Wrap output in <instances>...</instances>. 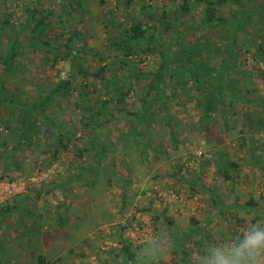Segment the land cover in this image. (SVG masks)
Wrapping results in <instances>:
<instances>
[{"label": "rangeland", "instance_id": "1", "mask_svg": "<svg viewBox=\"0 0 264 264\" xmlns=\"http://www.w3.org/2000/svg\"><path fill=\"white\" fill-rule=\"evenodd\" d=\"M258 1L250 0L247 5L254 7ZM180 4V0H133L126 7V0H104L102 4L100 0H0V55L6 57L14 38L20 44L18 54L8 60L15 76L6 87L20 99L50 95L54 103L48 110L54 123L75 130L69 150L56 162L50 164L43 154L44 139L32 140V148L16 157L19 169L11 175L22 190L2 202L1 207L11 209L0 214V264H40V255L42 264H154L155 252H159L156 260L181 264L180 255L169 245L170 233L186 234L190 226L199 229L190 217L203 220L199 223L204 227L197 235L201 244L182 243L178 248L188 252L191 264H235L232 251L239 240L251 260L245 264H264L262 233L250 230L264 224V83L257 74L261 58L253 46L246 50L251 39L259 40L264 20L261 25L252 18L250 27L239 36L236 50L240 58L229 73L231 80L237 79L235 74L240 71L252 73L243 74L239 84L231 83L245 100L232 102L230 93L236 94L232 90L225 102L214 100L213 108L205 111L208 84L194 82L192 69L186 75V67L183 73H173L180 67L179 51L185 46L198 48L196 58L216 69V61L226 56L227 40L220 42L212 29H200L201 5L193 4L189 13H182ZM39 7L53 22L42 39L46 44L30 46L33 34L25 27L27 10ZM161 9L166 11L167 30L158 20ZM236 9L233 5L227 15ZM108 10L124 24L130 23L128 17L138 19L156 41L173 40L161 97L148 91V83L161 66L164 48L155 53L141 49L128 56L126 63L119 61L122 56L109 48L117 28L109 26ZM6 13L8 19L3 17ZM61 25L68 32L61 30ZM71 32L70 44L75 50L55 63L49 46L63 42ZM205 38L211 46L200 44L207 42ZM208 47L214 49V55H208ZM76 49L81 52L78 62L71 59ZM78 66L89 76L77 74ZM3 71L0 67V77L6 81L7 72ZM61 80L69 83L67 100L61 92L49 93ZM114 80L122 82L124 96L111 86ZM203 81L206 78L202 77ZM119 106L129 115L119 112ZM137 115L143 116L140 122H135ZM15 141L11 136L6 147L0 145V170ZM76 148L83 153L75 158ZM99 152H105V159L96 164ZM231 162L234 166L225 167V179L221 163ZM178 167L181 174L173 175ZM83 170L87 172L75 178ZM194 180L197 188L190 186ZM214 195L220 197L219 204L213 202ZM249 199L255 204L249 205L248 211L239 208ZM221 205L230 207L231 212L209 221ZM146 207L147 211L141 210ZM234 211L244 220L242 226L234 221ZM156 214L161 217L155 230ZM256 215L263 218L256 219ZM71 218L81 225H65V232L57 226L58 221ZM206 234L215 237L221 247L212 249ZM124 243L141 244L135 250L136 262L123 260L119 251ZM212 251L215 257L207 256ZM239 252L237 247L235 253Z\"/></svg>", "mask_w": 264, "mask_h": 264}, {"label": "trees", "instance_id": "2", "mask_svg": "<svg viewBox=\"0 0 264 264\" xmlns=\"http://www.w3.org/2000/svg\"><path fill=\"white\" fill-rule=\"evenodd\" d=\"M181 4L179 6V9L182 13H189L190 7L194 5H201V16H200V23L202 27L200 29H212L218 33V39L220 42L225 41L224 38L227 40L226 47L224 49V52L226 53L225 58L216 61V64L214 65L216 69H214L211 66H207L204 64V61H202L200 58H196L198 55L197 50L198 48L191 47V49H186L187 47H183L179 51V59H177L178 63L180 64V67L177 71H173L174 74L181 72L183 67H186L185 72L188 75L190 73V69H192L191 76L194 79V82L200 83L201 86H204L205 84H208V88L205 91V111H210L213 108L214 100H217L222 104L225 102V97L228 96L227 94L230 93L232 90H234V87H231V83H237L239 84L240 80L243 78L242 75L245 74L247 76L252 75L250 72L246 71H240L241 74H235L238 76V78H233L232 80L229 78V73L232 71V69L237 64L236 61L239 56L238 50H236V45L238 42L239 36H242L245 31L250 27L252 18H255L258 23L262 25V22L264 20V0L258 1L256 6L249 8L247 3H249L250 0H180ZM104 3V0H100V3ZM133 0H126V7H129ZM192 3V5H191ZM194 4V5H193ZM233 5L237 8V12H232L227 15V12L230 8L233 7ZM27 13L29 15L28 22L26 23L25 27L30 28L31 33L33 36L29 38L28 44L30 46H38V45H44L46 44V41H43L44 35L46 34L47 30H49L52 26L51 20H49L48 12H45L42 8H34L27 10ZM105 16L109 17L107 19V22L110 25H114L117 28L116 33L110 38L109 40V48H112L116 50V53H119L122 57L119 59V61H122L123 63H126V58L128 56L139 54L141 49L143 51H147L148 53H155L157 51V48H164L161 51V59L162 63L161 66L157 69L156 72L151 74V80L148 83V91L151 90L153 93V96H162V89L164 88L165 79L166 78V70L167 65L170 62V46L173 42V40H170L168 42H165L161 39L155 40V37L151 34V32L146 31L145 28H143L141 22L138 19L128 17L130 20L129 24H124L121 22V20L117 17V14L113 12L112 10H108L105 12ZM154 16V15H153ZM4 18L8 19L9 14L6 13ZM106 17V18H107ZM166 11L165 9H161V15L158 17L160 26L162 29L167 30L169 29V25L166 22ZM6 22V21H5ZM32 23V25H31ZM6 24H8L6 22ZM64 32L67 31V27L65 25H61ZM108 28V26H107ZM219 30H218V29ZM73 39V34L71 32L70 36L65 39L63 42H60L56 45L49 46L50 49H48L49 52L52 50V60L56 63L58 60L66 58V56H69L72 54L74 47L71 46L70 42ZM180 40L179 36H176L177 42ZM206 41H203L204 43H200L197 41V43L202 44V46H211L210 41H208L207 38H205ZM247 40V41H246ZM248 38L246 36L245 41L248 43ZM58 41V39H57ZM182 43V40L179 41ZM226 42V41H225ZM167 44V47H166ZM208 44V45H207ZM19 42L14 38V40L11 42V47L9 46L6 57L0 55V67L4 69L3 72H7V76H4L6 78V81L0 77V125H1V133H0V145L1 146H7V141L10 139L11 136L16 137V141L11 147V151L5 156V159L2 161V166L0 170V180L3 181H13L14 176L11 175L12 171H16L19 169V165H16V157L24 155V152L28 150L30 147L32 148V140H38L44 139V141L47 142L46 149L43 150V154H47L48 156V162L51 164L53 162H56L61 157L62 153L64 151L69 150V143L71 142L74 128H67L65 127L61 122L54 123L53 119L51 118V110H48V106L51 105L53 102V98L50 95H47L45 97H32V100L26 99H20L16 97L15 92L10 91L6 86L7 82L10 79L14 78V72H13V64L9 63V58H13L16 56L17 49L19 47ZM169 46V47H168ZM248 46H253L254 52L261 58L262 62V69H257V74L262 79V82L264 83V31L259 35V40L251 39L249 42V45L247 44L246 50L249 49ZM202 47V48H204ZM220 47L217 49L219 50ZM216 49V48H215ZM208 55L212 56L214 55L215 51L213 48H206ZM221 50V49H220ZM223 51V50H221ZM81 52L77 51L74 55H72V61L78 62ZM209 56V57H210ZM243 60H245L244 56L242 57ZM196 59V60H195ZM77 74H82L84 76H89L87 72H85L82 67L78 66L77 68ZM173 76V75H171ZM202 77L206 78V82H202ZM169 80L172 79L169 77ZM244 80V78H243ZM118 82V83H117ZM122 82L120 80H114V84L111 86L122 96H124V91L121 88ZM246 85V84H242ZM215 86L213 89L211 87ZM147 91V95H149ZM57 92H61V96L64 100H67L68 97H66L69 94V83L68 81H60L59 84H56L54 88H50L49 93L52 95L53 93L56 94ZM236 94L230 93V96L232 97V102L234 100H245L244 96H241V94L237 93L236 90H234ZM65 97V98H64ZM123 98H118V104L121 105ZM230 102V103H232ZM54 103V102H53ZM57 104H60L59 101H56ZM105 102H103L104 104ZM123 106V105H122ZM119 106L117 107L118 111L121 113H127V111L124 109V107ZM264 106V104H262ZM207 118V114L204 115ZM143 116L137 115L135 116V122L141 121ZM44 129V130H42ZM43 131V132H42ZM5 135L3 136V134ZM41 133H44L45 135L42 136ZM52 140V141H50ZM143 147V145H142ZM105 151V150H104ZM106 152V151H105ZM105 152H99L96 153L95 161L96 164H100L105 159ZM83 153V149L76 148V151L73 153L74 157H78ZM35 159V158H34ZM36 160V159H35ZM34 162V161H33ZM221 161L218 160V163ZM223 166V169L221 171V174L225 179L228 178L227 173L225 172V167L234 166V163H221ZM180 167H178V170L174 172L173 175H179L181 174V171L179 170ZM88 170V169H87ZM87 170L79 171L78 175L75 178L82 177ZM181 177V176H180ZM182 178V177H181ZM191 187L195 186L197 188V183L194 181H191ZM200 187V185H198ZM205 190V189H204ZM155 194V190L153 191ZM123 199H125V196L123 195ZM213 202L220 203V197L217 195H214V198H212ZM255 204L252 199H249L245 204L244 207H239L244 209L245 211H248V206ZM2 203H0V214L1 212L9 211L11 208L6 206L5 208L1 207ZM235 208H237L235 206ZM149 207L141 209L142 211H147ZM234 210V208H233ZM213 212H218V214H224L226 215L231 212L230 207H225L221 205L218 207V209ZM215 214V213H213ZM216 215V214H215ZM210 215L209 221H212L216 216ZM215 216V217H214ZM263 215H256V219H261ZM161 215L156 214L154 215V223L156 230V224L159 222ZM213 217V218H212ZM234 221H237L236 224L238 226L243 225V219H240L238 215H233ZM190 221L192 224H199V220L196 219V217H190ZM167 224H171V219H168ZM199 231H203V225H198ZM253 230L251 232H259L262 233V238H260V242L264 244V224L260 223L256 229H250ZM196 231V229H193V227H190V231L188 233L184 232H174L172 231L170 233V246H173L175 248L174 254H179V261L181 264H191L187 260L188 252H185L183 250H179L180 245L182 243H192V245H199L202 242L199 241V238L196 237L199 233ZM184 233V234H183ZM207 235V243H212L211 248L214 249L217 246L221 247V244H219L215 239V237ZM211 237V239L209 238ZM241 240H243V235H240ZM214 238V239H213ZM240 241V240H239ZM234 246V249L232 251V254L234 255V259H231L232 263L235 264H245L247 261H251L249 259V254L246 246L242 245L239 246L240 243ZM204 242V241H203ZM239 244V245H238ZM141 247V244H127L124 243L123 245H120V251L119 253L123 256V260L126 262L134 263L135 260V250L137 248ZM237 247L240 249L239 253H235V249ZM159 252H155L153 256L152 262L157 261L154 264H167L164 263L161 260H156V255L158 256ZM207 256H214L213 251L207 253ZM139 260V259H138ZM44 261V258L42 255L38 257V262L42 264ZM217 262V261H216ZM214 261L213 264H218ZM230 262V263H231ZM136 264V263H135ZM172 264H177L175 261L172 262ZM229 264V263H227Z\"/></svg>", "mask_w": 264, "mask_h": 264}, {"label": "built area", "instance_id": "3", "mask_svg": "<svg viewBox=\"0 0 264 264\" xmlns=\"http://www.w3.org/2000/svg\"><path fill=\"white\" fill-rule=\"evenodd\" d=\"M19 181H0V203L6 200L10 196H14L17 192L22 190V187H18ZM174 196V195H172ZM141 232L138 228H135V231ZM141 236V234H140Z\"/></svg>", "mask_w": 264, "mask_h": 264}, {"label": "crops", "instance_id": "4", "mask_svg": "<svg viewBox=\"0 0 264 264\" xmlns=\"http://www.w3.org/2000/svg\"><path fill=\"white\" fill-rule=\"evenodd\" d=\"M213 213H215L217 216L215 217V218H217L218 217V212H212V215H215V214H213ZM177 215V214H176ZM213 218V217H212ZM73 218H71V221H58L57 222V226L58 227H60L61 229H63V231L65 232V225H70V226H78V225H81V221H74V219L72 220ZM196 219H198V217H196ZM199 221H203V220H200V218L198 219ZM214 220V219H213ZM212 220V221H213ZM199 224H201V223H199ZM191 227V226H190ZM172 231H176V230H172ZM196 231L198 232L199 231V229H196ZM189 231H188V229H187V233H188ZM201 232V231H200ZM200 232H198V233H200ZM202 233V232H201ZM196 237H199V236H196ZM206 237V236H205ZM199 239H201L200 237H199ZM214 255V254H213ZM153 257V256H152ZM151 257V258H152ZM153 260V259H152Z\"/></svg>", "mask_w": 264, "mask_h": 264}]
</instances>
